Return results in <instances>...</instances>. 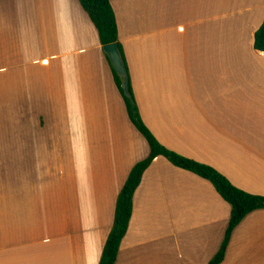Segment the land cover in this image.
Here are the masks:
<instances>
[{"label": "crops", "instance_id": "obj_1", "mask_svg": "<svg viewBox=\"0 0 264 264\" xmlns=\"http://www.w3.org/2000/svg\"><path fill=\"white\" fill-rule=\"evenodd\" d=\"M15 3L21 33H0V264H99L118 194L148 144L79 1ZM110 4L158 142L264 196V53L253 47L264 0ZM230 211L209 181L158 156L114 264H208ZM219 264H264V209L236 226Z\"/></svg>", "mask_w": 264, "mask_h": 264}, {"label": "trees", "instance_id": "obj_2", "mask_svg": "<svg viewBox=\"0 0 264 264\" xmlns=\"http://www.w3.org/2000/svg\"><path fill=\"white\" fill-rule=\"evenodd\" d=\"M82 9L87 13L98 33L100 45L103 47L115 43L118 46L121 58L128 74V93L122 88V80L112 66L108 55L104 52L110 66L115 85L124 101L128 117L136 130L146 140L149 148L148 155L134 164L126 181L124 182L115 204L114 218L111 230L103 247L99 264H114L122 238L125 236L132 215L133 196L138 188L144 171L152 161L162 156L172 165L189 171L209 181L220 197L230 205V218L217 253L208 264H219L222 262L231 235L236 226L246 215L257 209H264V196L245 192L234 186L224 175L215 168L184 157L158 142L150 130L146 127L139 114L138 106L130 83L129 72L118 40V29L114 11L110 0H78ZM253 47L264 53V20L254 33Z\"/></svg>", "mask_w": 264, "mask_h": 264}, {"label": "rangeland", "instance_id": "obj_3", "mask_svg": "<svg viewBox=\"0 0 264 264\" xmlns=\"http://www.w3.org/2000/svg\"><path fill=\"white\" fill-rule=\"evenodd\" d=\"M24 19L23 5L16 4L15 0H0V33L5 35H15L21 33V25ZM72 127L77 125L72 123ZM73 130V129H72ZM71 144L78 145L77 132L70 134ZM78 152L72 151V158L77 156Z\"/></svg>", "mask_w": 264, "mask_h": 264}, {"label": "water", "instance_id": "obj_4", "mask_svg": "<svg viewBox=\"0 0 264 264\" xmlns=\"http://www.w3.org/2000/svg\"><path fill=\"white\" fill-rule=\"evenodd\" d=\"M103 50L108 55L112 66L114 67L115 71L121 78L122 88L124 92L127 94L128 93V74H127L124 62L121 58L117 44L112 43V44L105 45L103 47Z\"/></svg>", "mask_w": 264, "mask_h": 264}]
</instances>
